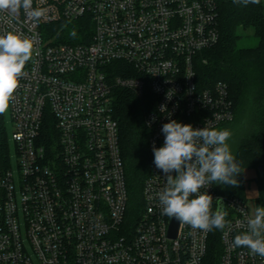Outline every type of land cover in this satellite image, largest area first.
I'll list each match as a JSON object with an SVG mask.
<instances>
[{
    "label": "built area",
    "instance_id": "2783aa9c",
    "mask_svg": "<svg viewBox=\"0 0 264 264\" xmlns=\"http://www.w3.org/2000/svg\"><path fill=\"white\" fill-rule=\"evenodd\" d=\"M36 10L38 18L30 14ZM79 22L86 26L81 42L53 37V25ZM8 32L29 38L33 54L0 114V264H206L215 229L180 223L169 236L172 218L159 201L166 179L152 148L163 146L170 119L194 129L235 119L227 84L202 88L197 80L196 57L221 38L217 2L31 0L28 10L0 12V35ZM117 88L147 101L150 163L138 217L129 214ZM200 192L212 196L213 213L221 202L227 213L219 264H264L233 246L254 215L249 198L222 195L215 183Z\"/></svg>",
    "mask_w": 264,
    "mask_h": 264
},
{
    "label": "trees",
    "instance_id": "16d2710c",
    "mask_svg": "<svg viewBox=\"0 0 264 264\" xmlns=\"http://www.w3.org/2000/svg\"><path fill=\"white\" fill-rule=\"evenodd\" d=\"M218 5L221 38L219 42L196 57L198 84L209 88L218 82L227 84L234 104L235 119L225 128L248 122L246 130L238 136L233 156L239 163L241 174L238 186L228 185L220 194L246 198L247 180L244 170L256 169L258 203L264 207V0L246 7L233 0H215ZM53 37L59 42H81L86 31L85 22L53 25ZM253 30L258 44L240 47L241 32ZM75 31L73 38L70 33ZM206 60V62H204ZM118 65V64H117ZM117 67V66H115ZM119 68V67H117ZM114 68V72L117 71ZM115 118L120 125V141L126 165L130 192L129 214L138 217L144 207L143 185L149 173V131L144 123L147 101L134 92L117 88L113 94ZM194 122V119H189ZM44 130L54 135V118L49 110L45 117ZM234 140L227 141L229 148ZM220 229H215L210 241L206 264H219Z\"/></svg>",
    "mask_w": 264,
    "mask_h": 264
},
{
    "label": "clouds",
    "instance_id": "9594fccd",
    "mask_svg": "<svg viewBox=\"0 0 264 264\" xmlns=\"http://www.w3.org/2000/svg\"><path fill=\"white\" fill-rule=\"evenodd\" d=\"M233 2L246 7L259 4L260 0ZM30 6L31 0H0V12L16 13L21 7L28 10ZM30 14L34 18L41 15L38 10ZM70 35L74 38L75 31ZM32 54L33 42L29 38L14 32L0 35V114L8 110ZM161 110H165L164 105ZM161 131L165 135L163 146L156 148L153 144L152 148L153 163L166 179V186L159 193L161 214L193 229L206 232L223 229L227 213L222 210L213 213L212 196L201 193L200 189L213 183L239 185L237 177L241 169L227 143L230 131L213 129L206 124L194 129L191 124L171 119ZM247 228V232L235 236L233 246L246 247L251 254L264 258V207H256L254 215L247 219Z\"/></svg>",
    "mask_w": 264,
    "mask_h": 264
},
{
    "label": "rangeland",
    "instance_id": "374dc122",
    "mask_svg": "<svg viewBox=\"0 0 264 264\" xmlns=\"http://www.w3.org/2000/svg\"><path fill=\"white\" fill-rule=\"evenodd\" d=\"M241 34L243 37L239 41L240 47H253V46H256L258 44V39L255 37L253 30H245V31H242ZM247 123H248L247 121L244 123L239 122L237 125L233 126L232 128H230V127L225 128L226 125L224 124L217 129V130H228V131H230L231 136L234 140V142L231 143V145H230V151L232 152V154L234 152V147L236 145L237 138H238V136H240V134H242L246 130L245 124L247 125ZM7 131H8V135L10 136L11 135V125L10 124H8ZM248 170L256 171V169H248ZM245 171L246 170H244V172ZM256 173H257V171H256ZM251 175H252V173H249L247 175L248 176L247 182L249 183L250 188L247 191V189H246L247 185H245V190H246L245 193H246V197L248 196V198H249L250 206L252 208H255V206L257 207V206H261V205L258 203V200H257L258 194H259L258 185H257L256 181L253 179V176H251ZM219 187H220L221 191H225L226 188L228 187V185H223V186L219 185Z\"/></svg>",
    "mask_w": 264,
    "mask_h": 264
},
{
    "label": "water",
    "instance_id": "95a60500",
    "mask_svg": "<svg viewBox=\"0 0 264 264\" xmlns=\"http://www.w3.org/2000/svg\"><path fill=\"white\" fill-rule=\"evenodd\" d=\"M220 210L223 211V202L221 204ZM179 225H180V223L177 220H175V218H172L171 224L169 227V232H168V234L171 238H175L177 236Z\"/></svg>",
    "mask_w": 264,
    "mask_h": 264
},
{
    "label": "crops",
    "instance_id": "0c3cea01",
    "mask_svg": "<svg viewBox=\"0 0 264 264\" xmlns=\"http://www.w3.org/2000/svg\"><path fill=\"white\" fill-rule=\"evenodd\" d=\"M249 173H252V175L251 176H253V179L255 180V178H256V176H257V173H256V171H254V170H246L245 171V173H244V175H245V178H246V180L248 181V174ZM256 181V180H255ZM248 191V190H247ZM259 191V190H258ZM258 196H259V194H258ZM248 197V196H247ZM258 199V198H257Z\"/></svg>",
    "mask_w": 264,
    "mask_h": 264
}]
</instances>
